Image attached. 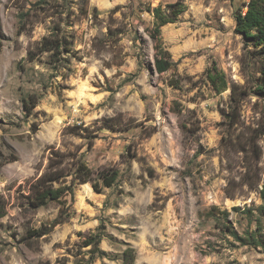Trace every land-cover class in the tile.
Wrapping results in <instances>:
<instances>
[{
	"label": "rangeland",
	"instance_id": "obj_1",
	"mask_svg": "<svg viewBox=\"0 0 264 264\" xmlns=\"http://www.w3.org/2000/svg\"><path fill=\"white\" fill-rule=\"evenodd\" d=\"M176 1L185 11L160 29L175 64L160 73L149 9ZM245 1L0 0V264H74L96 232L105 255L90 264H120L127 247L135 264H264V98L245 96L232 125L230 90L205 77L214 63L244 84L251 46L234 16ZM28 95L38 105L25 113ZM80 123L89 139L66 134ZM52 145L79 146L117 179L21 210L16 190L44 170ZM60 211L63 223L28 237Z\"/></svg>",
	"mask_w": 264,
	"mask_h": 264
},
{
	"label": "trees",
	"instance_id": "obj_2",
	"mask_svg": "<svg viewBox=\"0 0 264 264\" xmlns=\"http://www.w3.org/2000/svg\"><path fill=\"white\" fill-rule=\"evenodd\" d=\"M242 6L244 10H238L234 16V32L241 35L246 45L251 46V49L246 52L241 60L242 69L246 70L244 84L229 82L225 73L214 63L205 71V77L215 92L221 93L227 89L230 90V111L225 113L224 117L232 125L237 124L239 121L238 112L241 101L245 96L254 95L257 98H264V0H246ZM169 8L168 12H165L160 5L149 9L154 17L150 32L154 42V67L160 73L170 69L175 64L163 45L160 29L163 25L174 22L177 16L185 11L186 6L183 2L176 1L170 4ZM47 44L45 45L48 47L49 42ZM37 105L38 99L35 95H28L27 98L22 99V108L25 113L30 112ZM103 124L110 129H115V126H117L114 125L112 120L105 121ZM66 134L89 139L91 131L87 126L80 123L68 126ZM246 144L249 148L254 147L255 141L247 139ZM257 161L250 164L247 169L248 172L258 169ZM117 177L118 172L116 170H94L89 167L84 161L83 152L80 151L79 146L74 149H62L52 145L44 170L18 186L16 190L17 207L29 211L36 210L52 202L60 203L64 197L73 196L74 188L78 184L90 182L95 190H99L102 186H111ZM259 193L264 199V187L260 189ZM5 214V204L0 197V217ZM68 217V213L60 211L51 222L50 227L41 225L28 230V237H43ZM100 242V232L84 237L81 247L89 246L85 251L88 257L87 259L83 257L75 261L74 264H90L95 258L105 255V252L100 248ZM120 264H135V250L132 247H127L122 252Z\"/></svg>",
	"mask_w": 264,
	"mask_h": 264
}]
</instances>
